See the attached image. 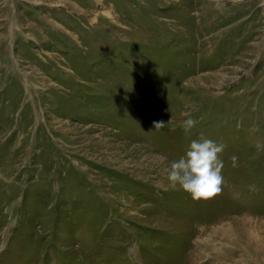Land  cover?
<instances>
[{
	"label": "rangeland",
	"instance_id": "1",
	"mask_svg": "<svg viewBox=\"0 0 264 264\" xmlns=\"http://www.w3.org/2000/svg\"><path fill=\"white\" fill-rule=\"evenodd\" d=\"M0 264H264V0H0Z\"/></svg>",
	"mask_w": 264,
	"mask_h": 264
},
{
	"label": "clouds",
	"instance_id": "2",
	"mask_svg": "<svg viewBox=\"0 0 264 264\" xmlns=\"http://www.w3.org/2000/svg\"><path fill=\"white\" fill-rule=\"evenodd\" d=\"M163 121L154 122L156 130L164 127ZM197 121L188 118L182 123L185 134H190L196 127ZM225 145L201 138L192 140L185 156L171 162L167 179L171 187L177 185L188 193L194 201L208 202L222 192L224 168L219 158ZM237 157H232L233 166H236Z\"/></svg>",
	"mask_w": 264,
	"mask_h": 264
}]
</instances>
